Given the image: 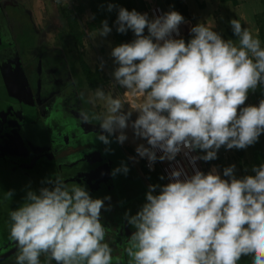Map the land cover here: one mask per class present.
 I'll list each match as a JSON object with an SVG mask.
<instances>
[{
    "label": "clouds",
    "instance_id": "9594fccd",
    "mask_svg": "<svg viewBox=\"0 0 264 264\" xmlns=\"http://www.w3.org/2000/svg\"><path fill=\"white\" fill-rule=\"evenodd\" d=\"M184 22L176 11L150 20L136 10L118 9L117 32L130 29L136 38L112 49L118 65L112 76L141 102L124 111L121 99L98 88L95 98L104 101L106 114L92 119L108 134L97 136L101 142L109 144L108 137L118 133L116 140L123 143L133 111L138 113L131 124L134 134L149 145H138L136 152L150 162L173 161L184 149L205 152L191 157L192 163L211 161L221 146L244 149L264 133V100L241 107L250 90L264 85L260 40L236 19L229 24L238 44L203 23L190 29L187 43L172 38ZM110 31L103 21L97 34ZM80 117L89 120L85 112ZM157 149L163 153L159 157ZM234 167L223 170L228 179L214 169L181 179L182 170L173 169L171 182L150 185L146 203L126 216L135 228L125 249L129 264H238L242 256L264 264V164L253 167L254 176L239 179ZM121 171L128 169L113 170ZM50 183L39 194L28 191L25 202L10 212L9 238L19 250L16 264H40L41 254L56 264H112V250L103 242L104 200L93 199L82 185L69 189L59 177Z\"/></svg>",
    "mask_w": 264,
    "mask_h": 264
},
{
    "label": "rangeland",
    "instance_id": "374dc122",
    "mask_svg": "<svg viewBox=\"0 0 264 264\" xmlns=\"http://www.w3.org/2000/svg\"><path fill=\"white\" fill-rule=\"evenodd\" d=\"M143 1L145 10L141 14H147L151 20L169 12L176 0ZM184 1L194 25L203 23L224 40L231 39L238 44L229 24L230 20L236 19L260 40L264 48L263 0ZM76 3V0H32V4L0 0V148L7 152L0 156V255L16 245L9 238L10 212L25 202L28 191L39 194L41 188H51L50 181L59 177L69 189L82 185L93 199L104 196L105 208L101 210V223L105 227L103 242L112 250V264H129L125 249L130 246V235L135 228L126 216L132 203L131 212L136 210L133 215L146 203L149 184L141 175L140 164H132L134 172L128 169L126 173H114L113 170L129 163L120 148L130 152V148L136 150L138 145H149L145 139L137 137L131 127L138 115L135 111L124 130L127 138L123 143L117 142L118 133L108 137L110 143L107 145L97 139L99 134L108 136L98 127L100 121L92 119L93 115L106 114L105 103L95 98L97 89L92 93L77 88L68 58L55 42L46 22L55 23L59 7L70 10ZM87 20L88 13L80 23L83 29ZM187 28L191 26L180 24L172 38H180ZM97 32L86 33L81 49L83 59L92 71L98 70L105 79V85L100 87L105 94L121 99L125 103L124 111H129L133 103L141 102V98L131 96L127 89L115 83L112 73L117 64L111 56V31L106 36ZM259 102L250 90L241 107ZM24 106L30 112L26 113ZM18 110L24 113H21V120L13 117L20 113ZM81 112L89 115L87 122L81 119ZM5 117L8 118L6 121ZM128 151H125L127 155ZM195 151L197 157L205 155L200 149ZM133 153L137 156L136 151ZM28 154L27 166L22 167L18 163L23 160L15 158ZM100 159L108 162L98 164ZM131 160L133 162V158ZM197 160L201 164L205 162ZM159 162L164 167L171 161ZM223 162L235 166L234 176L238 179L254 176L253 167L264 164V133L257 142L241 149V155L238 149H229ZM217 171L225 179L219 169ZM166 184L164 179L162 186ZM10 190L13 192L11 197L7 195ZM110 190L113 194L110 199H105L109 193L105 191ZM18 254L19 250L0 264H16ZM39 261L40 264H53L46 254H41Z\"/></svg>",
    "mask_w": 264,
    "mask_h": 264
},
{
    "label": "trees",
    "instance_id": "16d2710c",
    "mask_svg": "<svg viewBox=\"0 0 264 264\" xmlns=\"http://www.w3.org/2000/svg\"><path fill=\"white\" fill-rule=\"evenodd\" d=\"M19 1V0H18ZM32 4V0H21ZM77 3L70 10L59 7L57 9V17L55 23L47 20L50 30L54 36L55 42L64 51L66 59L68 58L70 69L77 81V88H83L92 92L105 85V79L100 75L98 70L92 71L83 59L82 51L84 38L86 33L98 31L102 27V22L106 21L111 29L113 48L122 43H130L136 37L129 29L125 33H119L116 30V19L118 9L123 7L129 11L136 10L141 13L145 10L143 0H76ZM264 4V0H263ZM109 5H113L111 11L108 10ZM170 11H176L184 17V21L190 20L188 7L181 0H176L174 5L170 6ZM89 14V20L86 21L84 29L81 27V20L85 14ZM262 37V30H258ZM147 29L144 35H147ZM192 38V34L181 36L178 39H184L187 43ZM118 67V65H117ZM77 76V77H76ZM257 100H264V85H258L253 91ZM238 154L241 155V149H238ZM224 158L221 153L213 161L220 173L223 175V170L229 165L223 162ZM143 177L150 185L162 186L163 178L159 170L149 172L145 166L142 168ZM253 170V169H252ZM228 179V177H225ZM160 187H157L154 194H158ZM238 264H252V257L242 256Z\"/></svg>",
    "mask_w": 264,
    "mask_h": 264
},
{
    "label": "built area",
    "instance_id": "2783aa9c",
    "mask_svg": "<svg viewBox=\"0 0 264 264\" xmlns=\"http://www.w3.org/2000/svg\"><path fill=\"white\" fill-rule=\"evenodd\" d=\"M137 98V97H136ZM229 149H226L224 146L223 148H220L217 150V156L218 154L221 153L222 157L225 159L226 154ZM195 150L188 152L187 149H184L179 153L176 158L168 163L166 166H161L159 159H157L154 162H150L148 159L145 160L144 166L149 172H154L155 170H159L165 179L167 180V183L171 182V177L170 173L173 169H180L182 170V176L181 179H184L186 176H191L194 174L195 170H199L205 174L209 173L213 169L217 174V166L213 162L214 160L211 161H205L204 163H200V161L196 160L194 163L191 162V157L195 156ZM163 153L160 150H156V156L159 157Z\"/></svg>",
    "mask_w": 264,
    "mask_h": 264
},
{
    "label": "crops",
    "instance_id": "0c3cea01",
    "mask_svg": "<svg viewBox=\"0 0 264 264\" xmlns=\"http://www.w3.org/2000/svg\"><path fill=\"white\" fill-rule=\"evenodd\" d=\"M36 2V1H35ZM181 2L184 4V5H186V3H185V1L184 0H181ZM187 6V5H186ZM31 8H32V5H31ZM189 24L190 26H191V28L193 27V26H195L194 25V23L191 21V19L189 20V21H187V22H184V23H182V24ZM191 28H187L186 29V31L184 32V34L182 35V36H184V35H189V34H191V32H190V29ZM93 93V92H92ZM15 104V103H14ZM18 104V103H17ZM28 105V107H30V105L29 104H27ZM32 106V105H31ZM25 110V109H24ZM18 112H20V113H15V115H13V117H17V118H19L20 120H21V113H23V112H21L20 110H18ZM28 112H30V109H28V111H26V113H28ZM25 113V114H26ZM24 114V113H23ZM30 118H31V116H30ZM8 118L7 117H5L4 118V120L6 121ZM28 119V118H27ZM30 120H27V122H29ZM15 123V122H14ZM100 123V122H99ZM27 124V123H26ZM90 125V124H89ZM95 125V124H94ZM92 128H95V127H93V126H91ZM91 127L89 126L88 128H90L91 129ZM98 127H99V125H98ZM100 128V127H99ZM126 148H120V150H121V153H123L124 155H125V157L127 158V160H129V163H127V165H126V167H127V169H130L132 172H134L135 171V168L132 166V164L133 163H137V164H140L141 165V175H143V170H142V168H143V166H144V162H145V160L147 159L146 157H140L138 154H137V152H136V154H137V156L135 155V153H133V151H136L135 149H132V148H130L131 150H130V152L128 151V150H125ZM42 150V149H41ZM2 151H4V152H2ZM39 151V150H38ZM125 151H128L129 152V154L127 155L126 154V152ZM30 152H32V150H30ZM37 152V151H36ZM3 153H7L3 148H0V156H3ZM22 156L24 155V154H21ZM21 155H19V157L21 156ZM29 155V154H28ZM28 155H26L25 157H23L22 158V156L19 158V157H17V158H15L16 160H19V159H21V160H23V161H20L18 164L19 165H21L22 167H26L27 166V163H28V161H29V157H30V155L28 156ZM112 153L110 154V156L112 157ZM13 156V155H12ZM133 158V162H132V160H131V158ZM3 160L5 161V159L3 158ZM109 160V159H108ZM108 162V161H105V160H102V159H100L99 161H97L98 162V164L100 163V162ZM94 166H96V165H94ZM137 173V172H136ZM160 174H161V176H162V178H163V180L165 179L164 178V176H163V174L160 172ZM134 179V178H133ZM147 182V181H146ZM145 182V183H146ZM105 192H109L108 193V196H106V194L107 193H104L105 194V196L106 197H110L112 194H113V192L110 190V191H105ZM103 199H104V196H103ZM102 199V200H103Z\"/></svg>",
    "mask_w": 264,
    "mask_h": 264
},
{
    "label": "water",
    "instance_id": "95a60500",
    "mask_svg": "<svg viewBox=\"0 0 264 264\" xmlns=\"http://www.w3.org/2000/svg\"><path fill=\"white\" fill-rule=\"evenodd\" d=\"M132 206H134V205H132ZM134 212H136V210L132 211V215L134 214ZM17 251H18L17 245L13 246L11 249H9L8 251H6L5 253L0 255V262H2L5 259L9 258L10 256L14 255Z\"/></svg>",
    "mask_w": 264,
    "mask_h": 264
},
{
    "label": "flooded vegetation",
    "instance_id": "af4514ba",
    "mask_svg": "<svg viewBox=\"0 0 264 264\" xmlns=\"http://www.w3.org/2000/svg\"><path fill=\"white\" fill-rule=\"evenodd\" d=\"M24 109H25V111H27L26 109H27V107L26 106H24ZM129 205H131V204H129ZM132 205H133V203H132ZM131 210H133V206H132V209H130V212H131ZM129 212V214H128V216H132V212L130 213ZM11 249V248H10ZM8 251V250H7ZM5 253V252H4ZM52 263L53 264H56V262L54 261V260H52Z\"/></svg>",
    "mask_w": 264,
    "mask_h": 264
}]
</instances>
